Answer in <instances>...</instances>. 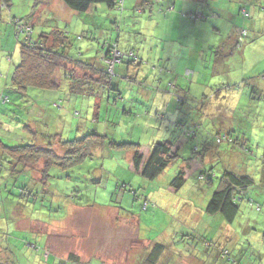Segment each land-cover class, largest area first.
I'll list each match as a JSON object with an SVG mask.
<instances>
[{
  "label": "rangeland",
  "instance_id": "obj_1",
  "mask_svg": "<svg viewBox=\"0 0 264 264\" xmlns=\"http://www.w3.org/2000/svg\"><path fill=\"white\" fill-rule=\"evenodd\" d=\"M145 1L152 4L158 2L157 7L163 10L162 14H156L149 20L146 19L147 14L136 16L133 6L137 0H125L122 12L98 4L88 13L69 9L60 0H12L8 6H4L0 0V163L3 164L0 168V264H52L56 260L53 254L49 261L44 252L24 248V241L56 253L65 262L68 256L75 255L80 259V264H134L141 259L142 253L150 250L153 242L159 241L167 248L161 259L162 264H190V259L196 255L185 254L184 248L188 246L200 247L201 258H208L209 254L213 256L208 264L225 261L215 258L221 255L222 249L230 250L240 264H264L261 229L264 216L259 219L264 215V205L261 204L262 212L255 208L256 203L260 202L259 195L255 193L261 194V187L257 186L261 180L258 179L256 186L249 189V193L238 202L240 214L236 221L228 223L220 215L209 216L205 213L208 201L204 198L207 192L209 195L210 187L214 190L217 188L223 167H237V170L244 172L250 163L242 160L238 154H216L214 156L219 159L210 163L208 170L213 166L219 174L213 183H209L199 179L197 168L201 160L196 151L198 143L208 139L216 153L217 138L230 135L225 129L228 126L233 127V132L244 128L242 133L247 137L251 133L253 152H262L264 41L258 39L249 42L246 39L241 46H237L235 29L239 31L244 25L249 28L248 23L252 24V20L242 19L236 12L234 25L228 19L225 22L228 31L213 39L209 35L201 36L205 41L216 39L222 43L197 65L198 58L190 59L191 50L186 46L195 39L190 33L195 31L196 23L190 19V15L189 21L186 20L188 15H184L182 21H177L175 16L171 20L169 17L166 19L164 12L175 5L176 0ZM216 4L219 5L217 9L223 11L218 12L220 18L228 7L235 9L231 0H218ZM130 12L132 18L122 17V13L129 16ZM118 18L126 21L125 29L116 27ZM176 21L178 27L173 29ZM153 22L160 28L151 29ZM212 27L209 25V30ZM51 28L66 34L70 42L66 50L73 58L70 64L64 65L67 69L60 70L58 74L62 71L70 76L84 74L87 69L83 67L94 61L98 65L113 41L119 42L123 53L133 50L143 59L142 64L128 65L129 72L134 75L140 71V76L149 75L150 78L159 77L161 66L170 72L176 70L178 62H170V66L165 67L169 53L173 54L175 61L176 54L180 56V53L189 51L183 67L192 70L194 75L189 78L184 72L179 73L180 92L185 91L188 105H182L178 113L192 111L184 118L194 127L191 129L196 135L184 137L183 133L180 134L177 146L179 157L159 178L149 181L136 170H130L133 151L130 150L131 146L121 145L140 143L144 154L148 152L145 151L147 148H151L150 144L171 137L173 125L171 131L164 130L159 122L162 119L156 114L150 125L148 121L145 124L139 120L143 114L147 119V112L151 110L149 105L153 107L149 102L152 98L150 90L147 100L138 84L134 90L130 88L129 96L125 98V109L119 101L116 105V97H113L116 93L108 95L106 91L104 93L96 88L95 92L100 98L96 99L94 94L88 95L89 90L84 86L83 96L80 91L72 92L71 88L77 84L75 81L63 80L61 88L53 92L54 98L62 102V109L53 108L52 97L45 100L46 110L41 113V90L28 88L22 95L12 87V73L21 61V47L22 43H26L27 33L37 40ZM45 43L46 47L54 44ZM124 75H120V84L126 77ZM162 77L165 78L164 75ZM127 82L125 80L121 85L131 87V83H134ZM154 93L158 98V94ZM205 96L209 101L200 112L201 106L197 108V105L204 101ZM164 107L168 109L169 104ZM171 110L174 109L171 107ZM197 123L201 125L198 128ZM164 124L167 126V121L164 120ZM175 126L174 134L177 135L178 123ZM94 132L104 141L88 137L89 150L82 162L63 170L55 165L44 181L42 173L47 164L54 161L41 158L33 165L23 166L13 160L11 169L25 173L15 174L16 171H13L14 176H10L8 162L12 148L32 141L38 147L52 148L58 156H63L64 146L59 144V138L61 141H73ZM164 132L167 135L165 138ZM187 139H190L188 144ZM190 158L193 161L186 170L184 187L177 192L170 190V183ZM253 158L255 164L261 167L262 162H257L256 155ZM249 170H252L251 166ZM145 198L149 202L147 210L143 209ZM258 222L259 225H255ZM250 224H253L251 230L248 229ZM180 231L186 236L182 237L180 233L176 238L183 241L171 240ZM168 239L171 241L165 242ZM204 240L213 244L212 247L205 248Z\"/></svg>",
  "mask_w": 264,
  "mask_h": 264
},
{
  "label": "trees",
  "instance_id": "obj_2",
  "mask_svg": "<svg viewBox=\"0 0 264 264\" xmlns=\"http://www.w3.org/2000/svg\"><path fill=\"white\" fill-rule=\"evenodd\" d=\"M185 0L182 1V6L185 7ZM232 3L235 5V9L232 10L231 7H228L224 10V15L222 18H220V13L223 12L219 11L217 2H212L211 0H193V1H187L189 3V6L183 8V10L186 12L184 15H188L186 20H192L197 22L195 31L192 33L193 36H195V39L193 40V43L190 41L189 45H186L187 48L196 50V54L203 55V57L211 54V50H214L216 47L220 46L222 43L221 40L214 41H205L202 39V35H209L211 39L216 37L217 35H220L226 31H228V28L225 25L226 20L228 19L229 22H231L234 25V16L235 13L238 12V14L242 17V19H251L252 24L248 23L249 28H241V30L235 29V36H236V44L237 46H241L242 41L248 39L247 41L253 42L262 40L264 41V0H231ZM2 4L4 6H8L12 0H2ZM66 7L69 9H72L76 12H91V10L96 9L95 7L98 4H104L106 8L108 9H115L119 11H124V3L125 0H60ZM160 2V1H159ZM145 0H137V3L133 8L135 9L136 16L147 14L146 19L153 18V16H156V14L161 15L163 10L158 9V2L149 3ZM186 3V5H187ZM202 3L205 5L203 6ZM145 4V5H144ZM144 6V7H142ZM147 6V7H146ZM216 8V10L211 11L209 13L208 7ZM178 10V11H177ZM181 8L176 5H171L170 8L166 9L164 12V15L167 14L166 19H168V15H172L173 17L176 15H182L180 13ZM124 13V12H123ZM122 13V17L125 18H132V13L127 16ZM190 15V19L189 18ZM133 18L134 15H133ZM119 19V18H118ZM19 22V21H17ZM120 22V23H119ZM126 21L125 20H118L115 22L116 27L119 26V29H125L127 26H125ZM143 23V21H142ZM209 25L213 26L211 30H209ZM154 27V29H159V25L155 24L154 22L151 24V29ZM18 30V29H16ZM22 32V29H19ZM229 33V32H228ZM31 33H27L26 37V43H22L21 47V61L20 63L15 67L12 77H11V85L15 89V91L21 92L22 95H24V91L28 88H35L42 91V95L40 96L41 100V107L40 112H44L46 110L45 106V100L52 98L53 100V108H60L62 109V102L57 101L54 98V91H58L63 83V80L68 81L69 79H72L77 84L71 88L72 92H78L82 93L83 87L87 86V90H89L88 95H95L96 99H100L97 96V92H95L97 89L100 88L101 91L105 93V91L108 93V95H112L110 93H116L113 97H116L115 103L118 104V101L123 104V106L126 109L125 104V98L127 99L130 93V88L134 90L135 85L138 84L143 90L148 92V90L151 91L152 98L149 100V102L153 105L149 107L151 108L150 112H147V117H153L154 114H156L157 117H160L159 107L161 109H166L164 105L167 104V101H164L165 99H169L172 102L169 103V108H173L174 110H177L179 112L180 107L188 105L186 94L182 95V92H177L176 89H181V82L178 84V82L173 83V76H181L179 74H174L168 69H164L162 66L159 68V77L150 78L149 75L140 76V71L136 74L132 75L129 72L128 65H136L142 64L143 59L139 58L135 54L133 50L126 51L123 53V50L119 46L118 41H113L109 47L108 51L106 53V56L102 58L100 63L98 65L95 64L96 61H94L93 64H88L83 67V69H87L84 74H73V75H67L65 71H62V73H59L60 70H65L67 68L64 67L65 64H70L73 61V58L69 54L68 50H66L70 42L65 37V33H61L59 31L51 30L48 33H42L37 40L30 37ZM238 38V40H237ZM179 40V38H178ZM46 41L53 42L52 47H46ZM174 42V41H173ZM195 43H199L198 45ZM215 44V46H214ZM192 45V47H190ZM189 46V47H188ZM126 49V48H124ZM153 51V50H152ZM117 54V56H116ZM182 54V53H181ZM162 55V54H161ZM158 56V55H156ZM173 54L169 53V56L166 58L167 66H170V62L177 63L180 60V56L176 54V60L173 61L172 59ZM197 61V65H199L201 59L199 58ZM148 63V62H147ZM118 65L119 66L118 68ZM90 68V70L88 69ZM176 68V67H175ZM127 72V75H124L125 71ZM184 75L186 77L192 78L194 75V72L192 70H189L185 68L183 71ZM198 72V71H197ZM196 72V75H197ZM174 74V75H172ZM120 75H124L122 79L121 84L126 80V82L133 81L134 83H131V87L127 86L126 84L123 86L120 84L119 79L121 78ZM165 76L163 78L162 76ZM97 80H95V79ZM176 78V77H175ZM151 80V81H150ZM180 81V79H179ZM150 82V83H149ZM129 83V82H127ZM147 89V90H146ZM142 90V92H143ZM184 91V90H183ZM153 92V93H152ZM158 94V98L156 97L155 93ZM185 93V91H184ZM84 96V94L82 93ZM103 95V93H102ZM45 97V99H44ZM166 97V98H165ZM165 98V99H164ZM159 99H161V102H159ZM164 99V100H162ZM148 100V98H147ZM62 101V100H61ZM209 101L208 97H204V101L201 102L199 105H197V108L200 107V112H203V109L205 107V104ZM180 104V105H179ZM161 105V106H160ZM123 107V108H124ZM166 109V110H169ZM64 112L63 110H61ZM126 112V110H125ZM191 110H188L185 114L184 111H182L178 119H175L179 125V132L174 134L175 129L171 132V137L164 140L163 142L155 143L151 146L149 155L146 159H143V154L141 152V144L140 143H122L121 145H127L131 146L130 150L133 151V158L132 162L134 165V168L136 172H138L142 177L146 178L149 181L156 180L160 177L161 174L169 167L171 163H173L178 157V143L180 142V134L183 133L184 137H194L195 131H193L194 128L192 127L189 122L184 118V115L186 116L188 113H191ZM199 112V113H200ZM65 113V112H64ZM203 114V113H202ZM201 114V115H202ZM163 116V114H161ZM162 119V117H160ZM68 119L65 120L64 115V121L67 122ZM172 121V120H171ZM228 120L224 121L227 122ZM175 123V124H177ZM195 123V122H194ZM230 123V122H229ZM228 125V123H226ZM200 127V124H196V128ZM176 127V126H175ZM227 127H225L226 129ZM183 129V131H182ZM233 127L227 131L230 132V135L217 138V148L216 153L213 151V143L212 146L209 145L208 139H204L202 142L198 143V146H196V151L199 152V158L201 160V163L198 164L197 171L200 172L199 179L201 181H207L209 183H213V179L217 177L216 171H214L213 166H211L210 170H208V167L210 163L216 162L219 158H216V154L222 155L223 153H229L230 156H235L236 154L240 155L242 157V160L248 161L250 164L247 167V171L241 172L240 170H237L238 168H233L230 166L223 167L222 175L219 179V183L217 188L215 190L210 187L209 189V195L208 192L205 195V201L207 199V207L205 209V213L209 216H215L220 215L224 221H227L229 223H233L237 217L240 214V206L238 205V202L242 201V197L246 196L247 193H249V189H253L254 186H256V181L258 179L261 180L260 186L261 189L259 190L260 193H255L259 195V203H256L257 206L255 207L258 212H262L263 208L262 205H264V145L263 150L260 153L257 151L256 153L253 152L251 147L252 142V134L247 137L245 134L242 133L244 128H240V131H232ZM236 136V138L232 135ZM59 138L57 135L55 136ZM88 137H96L99 138V141H104V138L101 137L97 133H92L90 135L84 136L82 138H77L73 141H67L62 140L59 138V144H63L64 146V154L63 156H58L55 151L52 150V148H41L38 147L35 143L31 141V143L22 144L19 146H16L12 148L10 151L12 154H10V161L9 163V171L11 172L10 176H14L12 173L15 172L13 168L11 169L12 161H16L20 163L23 166L33 165L35 162L41 158L48 159L50 162L47 164L45 170L43 171L42 180L45 181V178L49 177V171L51 168L55 165L58 167L60 166L61 169L68 168L76 163L82 162L85 158H87V147L89 146V142L87 141ZM56 138V139H57ZM190 139L185 140L186 143H189ZM98 141V142H99ZM216 142V141H215ZM104 144V143H102ZM257 148L259 145L256 146ZM222 148V150H220ZM256 148V149H257ZM10 149V148H9ZM214 153V154H213ZM260 153V154H259ZM235 154V155H234ZM263 154V155H262ZM215 155V156H214ZM227 155V154H226ZM256 155L257 162H262L261 167L257 166L254 162L253 156ZM54 157V158H52ZM209 158V159H208ZM189 159L188 162H186V166L182 168L178 174L175 176V178L170 183V187L174 189L175 192L180 191L184 187L185 178H186V170L189 167L190 163L193 161ZM191 160V161H190ZM7 163V162H6ZM192 165V164H191ZM3 164L0 163V168H2ZM252 167V170H249V167ZM191 167V166H190ZM263 171V172H262ZM24 174V171H16L15 174ZM261 173V174H260ZM16 176V175H15ZM260 177V178H259ZM17 180V178L15 179ZM126 186V184H124ZM213 191V192H212ZM212 193V196L210 195ZM253 194V193H251ZM253 200H251L252 202ZM262 204V205H261ZM264 207V206H263ZM149 208V202L147 198H145V201L143 202V209L147 210ZM117 209V208H116ZM119 210V209H118ZM264 215L260 216L259 219H262ZM211 218V217H210ZM259 223V222H258ZM251 230L250 228H248ZM262 232H263V238H264V226H261ZM190 236V235H188ZM21 242L22 240L19 239ZM179 240V239H178ZM161 242V241H160ZM160 242H154L153 245H150V250L148 249V252L146 253V256L141 260V264H162V254L165 251V246H163ZM204 247L210 248L213 244H211L208 241L204 240ZM26 243V244H25ZM21 247V246H20ZM19 247H16L18 249ZM24 248L27 249H34L36 252H44L45 257L48 258V260H51V255L48 250H43L40 247H38L36 244L30 243L29 241H24ZM43 254V255H44ZM220 260L224 259L226 263L228 264H240V262L231 254V251L228 249H222ZM53 258V257H52ZM142 258V257H141ZM55 259V258H53ZM58 262L55 261L54 264H80V259L78 257L71 256L66 259H57ZM52 261V262H54ZM164 264V263H163Z\"/></svg>",
  "mask_w": 264,
  "mask_h": 264
},
{
  "label": "crops",
  "instance_id": "obj_3",
  "mask_svg": "<svg viewBox=\"0 0 264 264\" xmlns=\"http://www.w3.org/2000/svg\"><path fill=\"white\" fill-rule=\"evenodd\" d=\"M187 1H193V0H185L184 1V3H185V7H187V6H189V3H187ZM206 1V0H205ZM210 1V0H209ZM212 2H217L218 0H211ZM186 3H187V5H186ZM175 5L176 6H179V8H181V11H180V13H186L184 10H183V8H185L184 6H182V2H179L178 0H176L175 1ZM171 7V6H170ZM169 7V8H170ZM208 11H209V13L211 12V11H214V10H216L217 11V9L216 8H212L211 6L210 7H208ZM184 14L183 15H176L175 17L177 18V21L179 20V21H182L183 19H184ZM168 17L170 18V20L173 18V16L172 15H168ZM177 21L173 24V26H172V28L173 29H176L177 27H178V24H177ZM193 22H195V21H193ZM196 24H197V22H195ZM193 32H191L190 34H192ZM185 44V43H184ZM195 44H199V43H195ZM186 45V44H185ZM189 47V46H188ZM190 47H192V45L190 46ZM216 47V46H215ZM178 49V48H177ZM188 49H190V48H188ZM191 50V56H190V59L191 58H193V57H196V58H198L197 56H199V58H203V55L201 54V55H199V54H196V50H192V49H190ZM188 54H189V51H185V52H182V54L180 53V60H179V62H178V66H175L176 68V70H174V72H172V73H174V74H181V72H183L184 70H185V68L186 67H183V64H184V61L187 59V57H188ZM180 67H183V68H180ZM174 74H172V75H174ZM179 74V75H180ZM176 77V78H175ZM173 76L172 78H173V83H175V82H180L179 81V76L177 75V76ZM175 90L177 91V92H179L181 89L179 88V91H178V89H176L175 88ZM184 92V91H183ZM143 95H145L147 98H148V92H146L145 90H143ZM182 95H185L184 93L182 94ZM166 98V97H165ZM164 98V99H165ZM164 99H162V100H164ZM164 101H167V104H169L170 102H172L171 100L169 101V99H165ZM159 102H161V99H159ZM161 106V105H160ZM159 109V113H160V117H162V121H159L160 122V124H162V128L164 127V130H172V125H173V130L174 129H176V127H175V123H177L176 121H174L175 119H178V116H179V114L180 113H178L177 112V110H171V111H169V110H166L165 108L164 109H161V107H159L158 108ZM161 114H163V116L161 115ZM140 118H139V120H141V121H143V123H147V121H148V123L147 124H151L152 123V120H153V117H147V119L145 118V116H144V114L142 115V116H139ZM180 117V116H179ZM164 120L165 121H167V126L164 124ZM172 120V121H171ZM150 121V122H149ZM229 125V124H228ZM232 127H228L227 126V130H229V129H231ZM165 136H167L166 135V132H164V134H163V137L165 138ZM152 143V142H151ZM179 144V143H178ZM150 145H153V144H150ZM149 146V145H148ZM147 147V146H146ZM142 149H143V147L141 148V152H142V154H143V151H142ZM150 149L151 148H147L145 151H147L148 150V152L147 153H144L143 155H144V159H146L147 157H148V155H149V152H150ZM133 163V162H132ZM131 163V169L130 170H135V169H133V164ZM170 190H172V191H174V189L173 188H170ZM175 192V191H174ZM116 209V208H115ZM237 220V219H236ZM235 220V221H236ZM227 222V221H226ZM229 223V222H228ZM42 224H44V223H42ZM253 224H250L249 226H248V228H250L251 226H252ZM255 225H259V223H257V224H255ZM264 226V225H263ZM181 233V235H182V237H184V236H186V235H184L183 234V232H179V233H176L172 238H171V240H177L178 238H176V235H178V234H180ZM138 236H139V232H138ZM188 236V235H187ZM170 239H168V240H165V242H170L169 241ZM178 241H183L182 240V238H181V240H178ZM148 242L149 243H151L152 242V240H148ZM160 242V241H159ZM154 243V242H153ZM169 244V243H168ZM48 245H49V238H48V236H47V241H46V246H47V248H48ZM173 248V247H172ZM166 249L167 248H165V251L163 252V254L162 255H164L165 254V252H166ZM199 249H200V247H198V246H188V247H185L184 248V250H185V254L187 255V256H189V255H192V253L193 254H195L196 255V257H193L192 259H190V264H208V260H209V258H211V257H213V256H211L210 254L208 255V258H205L204 256L201 258L200 257V254H201V252H199ZM47 250V249H46ZM49 251V250H48ZM211 251V250H210ZM207 252H209V251H207ZM49 253H50V255L52 256V254L55 256V259L57 260V259H61V257H59V255H57L56 253H54V252H51V251H49ZM215 255H216V253H215ZM71 256H74V257H77V256H75V255H71ZM71 256H68V257H71ZM146 256V252H144V253H142V255H141V259H142V261H143V258ZM163 257V256H162ZM215 258H220V256L219 255H217ZM214 258V261H216V259ZM55 263V261L54 262H52V264H54ZM87 264H90L89 262H87ZM97 264H103L102 262H99V263H97ZM134 264H141V260H136V262L134 263ZM218 264H228V263H226L225 261H222L221 263H218Z\"/></svg>",
  "mask_w": 264,
  "mask_h": 264
}]
</instances>
